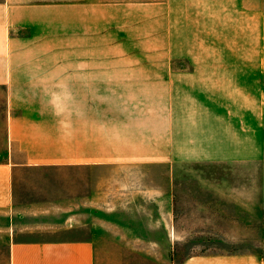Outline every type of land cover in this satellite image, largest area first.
I'll use <instances>...</instances> for the list:
<instances>
[{"label":"crops","instance_id":"0c3cea01","mask_svg":"<svg viewBox=\"0 0 264 264\" xmlns=\"http://www.w3.org/2000/svg\"><path fill=\"white\" fill-rule=\"evenodd\" d=\"M183 1L0 0V264H264L263 184H178L264 163V0H206L224 73L174 55Z\"/></svg>","mask_w":264,"mask_h":264},{"label":"rangeland","instance_id":"374dc122","mask_svg":"<svg viewBox=\"0 0 264 264\" xmlns=\"http://www.w3.org/2000/svg\"><path fill=\"white\" fill-rule=\"evenodd\" d=\"M186 15L182 23L177 26V31L174 34L175 47L174 55L187 56L188 63L185 64L189 70L192 66L195 71L200 73H224L226 70L223 65L213 63V60L220 56H244L245 49L239 48L235 43L231 42V47L224 49L223 44H230V40L225 33H212L213 14L206 12L210 2L206 0H184ZM206 7V8H205ZM198 8H202L201 12ZM205 8V10L203 9ZM217 38V45L214 38ZM254 34V47L252 50L253 57L261 55L258 46L260 45ZM248 51V50H247ZM247 55H249L247 53ZM194 62L191 65L190 62ZM264 163L261 160H253L252 162H231V161H216V162H190L183 164L180 167L179 188H261L264 185ZM263 172V173H262ZM41 176L30 177L29 182H23L39 188L40 185L52 184V181L46 180ZM51 179V178H50ZM120 184V178H119ZM28 187V186H27ZM255 231V229H254ZM200 241H191L184 250L196 251V245ZM236 242L214 241L208 242L207 245L223 248L228 245H237ZM241 245L256 247L264 253V241L257 239L246 241Z\"/></svg>","mask_w":264,"mask_h":264}]
</instances>
